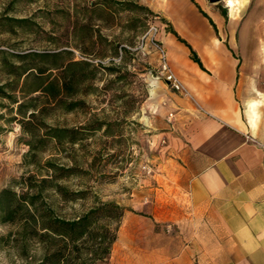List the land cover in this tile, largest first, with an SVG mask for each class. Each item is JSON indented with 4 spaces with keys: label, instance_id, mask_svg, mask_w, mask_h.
<instances>
[{
    "label": "crops",
    "instance_id": "crops-1",
    "mask_svg": "<svg viewBox=\"0 0 264 264\" xmlns=\"http://www.w3.org/2000/svg\"><path fill=\"white\" fill-rule=\"evenodd\" d=\"M140 2L186 93L164 80L148 89L161 180L107 264H264V0Z\"/></svg>",
    "mask_w": 264,
    "mask_h": 264
},
{
    "label": "rangeland",
    "instance_id": "rangeland-1",
    "mask_svg": "<svg viewBox=\"0 0 264 264\" xmlns=\"http://www.w3.org/2000/svg\"><path fill=\"white\" fill-rule=\"evenodd\" d=\"M115 1L143 6L141 0ZM8 2L0 0V17L27 19L33 26L16 28L14 32L1 30L0 51L9 54L66 49L76 60L86 59L102 66H116L125 74L120 73L123 75L121 80L103 89L107 80L115 75L101 72L95 82L97 89L79 96L85 107L66 113L52 112L46 119L49 125L79 128L95 118L111 122L110 132L104 134L102 130L97 131L75 144L52 143L38 153L39 167L30 162L29 149L23 142L26 137L21 135L18 125L8 121L12 114L3 107L8 106V101L0 99V189L12 188L19 192L22 176L40 178L47 175L41 168L47 160L64 166H77L81 173L58 182L69 190L85 191V197L64 202L50 190V207L57 216L72 219L97 202H114L126 209L118 232L129 217L143 215L141 207L151 200L161 177L157 178L160 172L150 161L147 148L152 132H147L143 125L148 89L151 87L148 77H151L154 67L144 63L140 53L129 50V54H124L120 60L114 54L113 46L133 47L153 16L115 5L116 20L93 24V29L100 32L101 40H105L99 45L100 52L95 54L88 50L91 40L85 37L87 32L82 18L86 14L83 6L91 0H23L12 6ZM76 19L77 29L72 30ZM77 46L87 47L86 51L91 54H84ZM4 78L0 65V81ZM167 227V231L171 229V225ZM17 232L16 225L0 222V264H37L43 255L42 247L29 241L23 250Z\"/></svg>",
    "mask_w": 264,
    "mask_h": 264
},
{
    "label": "trees",
    "instance_id": "trees-1",
    "mask_svg": "<svg viewBox=\"0 0 264 264\" xmlns=\"http://www.w3.org/2000/svg\"><path fill=\"white\" fill-rule=\"evenodd\" d=\"M23 0H9L8 5ZM116 6L137 9L153 16L144 6L131 2L115 0H91L85 4L84 29L89 38V51L100 52L101 40L99 30H94L95 23L116 20ZM204 17L205 14L202 13ZM77 21L72 30L77 29ZM212 27L214 25L209 20ZM27 19L0 17V31L14 32L16 28L30 27ZM177 39L184 43L173 31ZM125 45L113 46L114 54L123 59L129 54ZM84 54L87 47H78ZM0 65L5 78L0 81V99L8 101L3 106L12 116L10 123H16L21 135L25 136L24 144L28 147L30 162L39 167L38 153L48 145L75 144L85 136L101 131L108 134L111 122L93 118L79 128H67L49 125L46 119L52 112H71L85 107L80 95H87L97 88L95 82L101 72L115 75L107 80L103 89L122 79L124 73L116 66H102L86 59H74L70 50L57 51H24L6 53L0 51ZM192 59L199 63L191 51ZM14 59V60H10ZM43 168L47 175L37 178L35 175L21 177L19 192L12 188L0 189V222L16 225L19 244L23 250L29 241L40 244L42 258L37 264H107L110 250L116 239L120 219L125 208L114 202H97L81 215L72 219L57 216L48 203V193L69 202L83 199L86 192L69 190L58 181L65 180L82 172L77 166H64L50 160L45 161ZM113 225V226H112Z\"/></svg>",
    "mask_w": 264,
    "mask_h": 264
},
{
    "label": "built area",
    "instance_id": "built-area-1",
    "mask_svg": "<svg viewBox=\"0 0 264 264\" xmlns=\"http://www.w3.org/2000/svg\"><path fill=\"white\" fill-rule=\"evenodd\" d=\"M154 20L155 18H152V21L149 22L146 30L137 39L133 47H124L131 52L140 53L143 57L147 56L150 52L155 53L157 65L154 67L150 76L155 80L166 81L170 89L174 92L186 93L183 85L170 68L164 47L157 39L159 28ZM118 58L120 59V56Z\"/></svg>",
    "mask_w": 264,
    "mask_h": 264
},
{
    "label": "bare ground",
    "instance_id": "bare-ground-1",
    "mask_svg": "<svg viewBox=\"0 0 264 264\" xmlns=\"http://www.w3.org/2000/svg\"><path fill=\"white\" fill-rule=\"evenodd\" d=\"M148 81L150 83V86L154 88L155 87L156 80L154 78H152V77H148ZM150 93H151V95L153 94L152 89H150Z\"/></svg>",
    "mask_w": 264,
    "mask_h": 264
},
{
    "label": "water",
    "instance_id": "water-1",
    "mask_svg": "<svg viewBox=\"0 0 264 264\" xmlns=\"http://www.w3.org/2000/svg\"><path fill=\"white\" fill-rule=\"evenodd\" d=\"M209 3L214 4L217 3L219 0H207Z\"/></svg>",
    "mask_w": 264,
    "mask_h": 264
}]
</instances>
